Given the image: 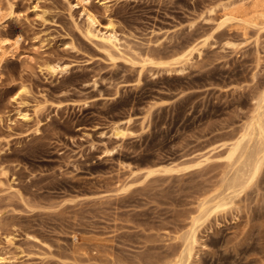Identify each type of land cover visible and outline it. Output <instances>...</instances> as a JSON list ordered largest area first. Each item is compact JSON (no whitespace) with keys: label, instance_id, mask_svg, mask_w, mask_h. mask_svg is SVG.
<instances>
[{"label":"rangeland","instance_id":"374dc122","mask_svg":"<svg viewBox=\"0 0 264 264\" xmlns=\"http://www.w3.org/2000/svg\"><path fill=\"white\" fill-rule=\"evenodd\" d=\"M247 1L1 0L0 33L21 41L0 63V264L180 252L264 85L263 24L225 15ZM258 176L200 227L191 264H264Z\"/></svg>","mask_w":264,"mask_h":264},{"label":"bare ground","instance_id":"6f19581e","mask_svg":"<svg viewBox=\"0 0 264 264\" xmlns=\"http://www.w3.org/2000/svg\"><path fill=\"white\" fill-rule=\"evenodd\" d=\"M247 2L243 4L241 2V6L226 10L225 15L228 19L244 22L242 24L243 26L251 24L250 22L253 24L257 23L256 25L260 23L264 26V0H251V2L248 0ZM6 9H9L11 13L13 12L11 5L6 6L0 0V20L5 17ZM88 21L89 25L93 26L95 22L93 14L88 15ZM245 22H247V24ZM249 26L250 25H248V27ZM244 27L246 28V26ZM248 27L246 29H248ZM87 31L92 33L90 28H88ZM5 35V33H0V63L1 60L4 59L3 56H5L10 49H19L21 41V37L11 39ZM103 39L109 45L111 44L110 46L114 44L113 35L103 37ZM191 59L192 53L190 52L185 55L183 60L177 62L179 64H185L187 62L186 64H188ZM45 68L49 73L55 74L63 67L58 63L47 61ZM258 95H256L258 97L256 98V114L253 117L254 119L246 125L244 132L231 148L228 167L224 176L221 178L222 181L220 180V186L218 188L215 187L212 191L209 190V193L206 194L207 196L204 194V198L200 199L199 213L192 218L191 227L184 232L182 236V249L166 264H191L195 256L199 253L198 246L201 244L199 236L200 227L208 220L213 212L217 213L224 211L237 205V198H240L241 193L255 184L257 178H259L258 175L262 169V165H264V85L262 92ZM117 133H123L121 126H117ZM9 240L12 241L13 238H9Z\"/></svg>","mask_w":264,"mask_h":264}]
</instances>
